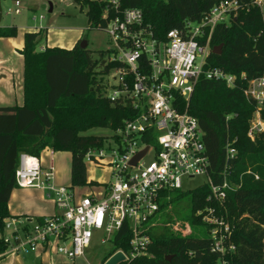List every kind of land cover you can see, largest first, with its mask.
<instances>
[{
  "label": "trees",
  "instance_id": "trees-1",
  "mask_svg": "<svg viewBox=\"0 0 264 264\" xmlns=\"http://www.w3.org/2000/svg\"><path fill=\"white\" fill-rule=\"evenodd\" d=\"M73 1L86 6L87 29L103 30L105 2ZM218 1L120 0V8L140 9L143 25L163 40L172 28L184 31L188 22L198 23ZM43 30L26 31L19 50L23 58L22 104L0 106V256L8 248L3 242L4 221L15 217L9 214L7 203L17 187L14 171L19 154L39 157L44 149L67 150L70 187L95 183L86 180L85 152L103 146L135 114L128 102L103 95L106 75L120 65L107 59L110 50L92 52L88 44L80 47L79 40L70 48L44 46L41 50L38 42ZM15 33V26H0V37H13ZM220 44L219 54L208 53L206 67H221L235 75L237 86L227 87L223 82L201 77L188 100H178V107L193 115L202 129L214 182L221 179L227 160L226 174L233 189L221 204L213 205L217 213L227 216L233 228L235 251L228 257L229 264H264V130L255 134L253 140L248 137L256 103L241 90L246 80L264 71V19L254 0H241V7L229 22L215 25L209 46ZM259 111L264 119V107ZM92 128H106L111 134H87ZM233 139L236 154L228 158L225 146ZM208 191L202 183L170 192L159 204V211H165L166 216V222L161 223L163 231L156 233V226L151 228L146 254L118 264H213L218 256L210 251L208 237L195 236L193 232L180 236L167 225L172 220L175 223L174 213L179 208L188 210L185 219L192 225L200 224L194 213L210 204L206 200ZM35 220L40 222L42 218ZM126 227L124 223L115 234L104 260L117 249L128 250Z\"/></svg>",
  "mask_w": 264,
  "mask_h": 264
},
{
  "label": "built area",
  "instance_id": "built-area-1",
  "mask_svg": "<svg viewBox=\"0 0 264 264\" xmlns=\"http://www.w3.org/2000/svg\"><path fill=\"white\" fill-rule=\"evenodd\" d=\"M101 1L106 5L102 13L106 21L103 30L110 43L106 48L110 50L107 59L120 63L106 75L103 95L128 102L135 114L103 146L89 148L84 160L111 164L113 180L104 186L101 197L93 194L78 197L72 187L54 184L51 165L43 168L38 157L20 153L14 171L17 187L45 191L53 199L54 213L40 222L26 217L6 218L4 230L9 233L3 234V242L8 248L3 254L30 253L54 240L55 251L73 261L84 255L94 232L102 234L100 243L107 242L111 247L124 223L129 248L116 252H122L124 259L146 254L159 204L170 192L184 190V180L201 178L208 187L206 200L210 204L194 214L206 227L210 251L218 256L213 264H229L228 257L235 251L233 228L227 216L217 213L213 205L221 204L233 189L226 174L227 160L221 179L214 182L202 129L193 115L179 109L178 100H188L201 77L223 82L227 87L237 86L235 75L221 67L207 68L206 58L211 50L213 28L229 22L241 7V0H219L198 23L188 22L184 31L172 28L163 40L154 37L143 25L140 9H121L120 0ZM260 1L254 0L257 5ZM18 5L19 0L14 1V7L7 11L18 14ZM110 75L115 82L107 93ZM241 90L256 103L247 131L253 140L255 134L264 130L259 111L264 107V71L246 80ZM234 141L226 143L228 158L236 154ZM145 147L144 155L131 165L132 157ZM178 224L175 221L174 225Z\"/></svg>",
  "mask_w": 264,
  "mask_h": 264
},
{
  "label": "rangeland",
  "instance_id": "rangeland-1",
  "mask_svg": "<svg viewBox=\"0 0 264 264\" xmlns=\"http://www.w3.org/2000/svg\"><path fill=\"white\" fill-rule=\"evenodd\" d=\"M23 9L19 14L9 13L7 10L10 8L11 0H3L1 3V15L2 24L15 25L16 33L11 40H15L19 43L16 50L17 57L20 58V72H23V58L19 53V50L23 46L24 33L27 30L23 28H17V22L12 20L24 21V25L31 27H43V33L40 35L38 45L47 44L48 47H61L70 48L76 41H81L85 39L88 44V48L92 52L103 50L110 46L109 37L106 31L97 28L87 29V19H86V6L81 5L73 0H22ZM260 9L262 17L264 18V0L260 1ZM51 8V10H49ZM12 21V22H11ZM14 22V23H13ZM13 23V24H12ZM22 23V22H21ZM3 38V37H2ZM96 54V53H95ZM3 56L0 59V66L6 61ZM7 65V64H6ZM15 68L14 70H16ZM113 73V72H111ZM108 78V88L107 93L111 92V85L114 84V80L111 75ZM264 120V119H263ZM87 134L94 135H110L111 131L106 128H92L89 129ZM151 153V152H150ZM150 154L147 155L149 158ZM39 162L41 167L46 168L52 166L53 171V181L56 186L65 185L70 186V152L67 150H57L51 151L49 149H44L39 154ZM85 165V176L87 181H92L95 183L85 184L80 186L72 187L74 193L78 196H90L91 194L96 197H101L104 190V186L113 180L111 164L105 163L98 165L94 162L84 160ZM202 183L201 178L186 179L183 182V189H191L194 186ZM31 191L37 196L38 194L45 196V191L40 189H31ZM23 193L22 189L18 187L14 188L13 195L8 206V210L11 213L19 214L21 209V202L14 201L17 200L19 196ZM33 195L32 193H30ZM28 195V194H27ZM52 199V197L50 198ZM180 211L175 212V219L179 221V224L174 225L172 220L169 225L173 233L180 236L189 235L191 232L195 236L208 237L206 227L203 224H191L189 220L185 219L188 216V210L179 208ZM14 211V212H13ZM16 211V212H15ZM165 211H159L156 213L153 222L156 226L155 232H161V223L166 222ZM154 226V227H155ZM189 232V233H188ZM4 233L8 234V230H4ZM102 234L99 232H94L90 244L85 248L84 255L82 257L75 258L73 261L66 259L64 256L53 257V264H101L104 260L109 244L107 242L100 243V238ZM52 250L55 252V241L51 240ZM56 253V252H55ZM119 254L121 260H124V255L122 252L114 251L112 253Z\"/></svg>",
  "mask_w": 264,
  "mask_h": 264
},
{
  "label": "crops",
  "instance_id": "crops-1",
  "mask_svg": "<svg viewBox=\"0 0 264 264\" xmlns=\"http://www.w3.org/2000/svg\"><path fill=\"white\" fill-rule=\"evenodd\" d=\"M2 1L3 0H0V6ZM23 3L24 2L22 0H19V5H18L19 13L23 9ZM13 7H14V1L11 0L10 8ZM12 21L17 22L18 24L17 28L19 29L23 28L24 31L25 30L36 31L38 29H44L43 27L36 28L35 26L29 27L27 26V24L24 25L25 23L23 20L19 22L18 20L14 19ZM0 26L8 27V23L2 24V15L0 17ZM10 26H15V25H10ZM17 42L18 40L17 41L11 40V37H3V38L0 37V59L1 56H3L4 59H7L6 61H4L2 66H0V106H12V105L22 104V100H23L22 73L20 72V67L18 68V65H20L19 62L21 61L20 60L21 56L17 57L16 50L19 46V43ZM44 46H47V44L44 43L43 45H40V47H44ZM15 68L17 69L14 70ZM18 188L22 189L23 192H26L21 195V199L18 196L17 200H14L21 202L20 203L21 213L14 214L8 210L10 215L15 217L18 216L26 217L32 220L37 218H45L54 213L53 199H50L51 196H48L46 192H45V196H42L40 194L34 196L35 194L31 191V189H35V188H20V187ZM13 191L14 189L10 193L7 207L10 204ZM30 193H32L33 195H31ZM50 247H53L51 243H49L45 247H38L37 250L26 254H15V253L3 254L0 256V264H53L52 256L54 258L55 257L58 258L60 256L63 257V255L57 253L56 251L55 253Z\"/></svg>",
  "mask_w": 264,
  "mask_h": 264
},
{
  "label": "water",
  "instance_id": "water-1",
  "mask_svg": "<svg viewBox=\"0 0 264 264\" xmlns=\"http://www.w3.org/2000/svg\"><path fill=\"white\" fill-rule=\"evenodd\" d=\"M49 10H51V8ZM0 17H1V6H0ZM79 45H80V47L83 48V47H85L87 45V41L85 39H83V40H81L79 42ZM221 47H222V44L213 46L210 51L212 53H214V54H219L221 52ZM146 150H147V147H145L143 150H141L138 153H136V155H134L132 157V159L130 160V164L131 165H134L136 163V161L138 159H140L144 155V153L146 152ZM166 259H169V256H167ZM120 261H121L120 255L119 254H114V255L110 256L105 261L104 264H118Z\"/></svg>",
  "mask_w": 264,
  "mask_h": 264
}]
</instances>
